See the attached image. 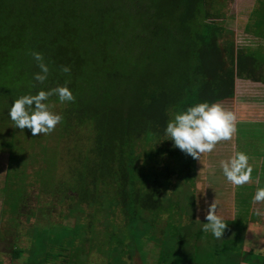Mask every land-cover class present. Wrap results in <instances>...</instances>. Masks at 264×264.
<instances>
[{"label":"trees","instance_id":"16d2710c","mask_svg":"<svg viewBox=\"0 0 264 264\" xmlns=\"http://www.w3.org/2000/svg\"><path fill=\"white\" fill-rule=\"evenodd\" d=\"M230 1L0 0V154L8 153L2 215L18 217L26 197L27 167L38 160L28 149L39 147L46 164L36 173L41 191L68 201L65 220L74 222L49 221L46 229L48 223L33 225L27 235L59 231L81 245L72 261L57 264L91 262L80 261L87 251L82 246H98L86 231H105L113 242L110 232L120 234L118 246L130 252L124 253L126 260L108 264H133L136 255L143 264L150 252L157 264H167L171 254L179 257L184 251L176 246H184V234L174 236L171 252L164 233L183 226L186 234L192 232L193 244L201 246L205 235L217 241L216 249L200 247L203 260L198 257L195 264H219L223 256L264 264V254L243 251L248 221L237 226L239 221L223 220V235L230 232L235 238L222 242L202 231L206 220L196 226L197 160L175 148L164 134L175 113L196 103L234 98L237 79L264 83L259 64L255 68L260 55L238 48L234 31L224 25ZM33 52L40 53L49 68L43 84L33 79L40 72ZM62 67L70 71L63 73ZM65 84L72 102L61 103L55 95L47 101L62 117L51 132L55 137L32 136L9 119L14 99ZM52 139L55 147L49 144ZM62 144L69 160L59 176L56 153ZM27 216L30 220L34 214ZM15 217L12 226H19ZM154 237H160L161 244L154 243ZM146 239L152 246H145ZM32 246L29 252L19 242L12 244L10 264L35 251ZM229 246L232 250L224 255L222 249ZM59 249L67 251L62 244ZM115 250L113 245L98 247L110 256ZM144 250L146 254L138 252ZM57 256L61 254L46 250L41 259L48 263ZM172 264L183 262L175 258Z\"/></svg>","mask_w":264,"mask_h":264},{"label":"rangeland","instance_id":"374dc122","mask_svg":"<svg viewBox=\"0 0 264 264\" xmlns=\"http://www.w3.org/2000/svg\"><path fill=\"white\" fill-rule=\"evenodd\" d=\"M235 1L231 0L228 3L227 9H226V19H225V26L229 29V17L230 16V10L232 11V14H237L238 5L234 4ZM230 5H232L230 7ZM252 20L256 21L257 24H254L253 26H250L257 34L260 36H264V11L261 7H257L253 11V16H251ZM252 22V21H251ZM239 30L238 32L242 31V28H232L231 30L234 31L235 37L234 40H236V45L238 48L243 47L245 43H241V39L237 40L236 32L235 30ZM237 32V34H239ZM233 33V34H234ZM263 44H258V48H254L253 46L250 48H244L247 53H252L254 55H260L257 57L259 60L258 62H255V68L258 69L256 66L259 64V66L264 63V42ZM264 65V64H263ZM262 65V67H263ZM261 72V69H259ZM262 73H264V70H262ZM264 76V74H260ZM253 87V86H251ZM249 89L244 88L237 94L235 91V97L224 100L221 102H217L221 104L227 111H231L236 119H235V125H236V133L232 136V138L228 141H220L217 143L216 147L212 152L209 153H203L200 156V159L197 160V173H196V218L199 220L198 223H196V226L198 224H202L200 221H203L205 219V216L207 215L208 208L212 205L215 209V212L218 216H220L223 220H233V216L236 213V210L234 209L235 206V196L233 194L234 189L230 187L223 177L222 170L220 168V161L226 160L228 157L234 155L236 151H242L246 153L249 157V164L251 165L253 171H252V178L248 184V186H254L260 182H263V174H264V136L262 140H254L256 134L253 136L247 137V140L243 138V133L241 132H247V131H255L258 133V135L262 134V120L264 118V99L262 98L263 93L259 95V91L255 93L254 90L248 91ZM52 111V109H51ZM249 128V130L245 131V129ZM51 134V133H49ZM38 135H44V134H37ZM51 138L55 135V133H52ZM49 144L53 147H55V144L53 142V139L49 141ZM35 148H29L28 151L30 153H37V163L29 165L27 167L26 172V179L24 182V186H26V197L25 200L22 202V206L19 208V215L18 217L12 216L10 212H6L4 216L2 215V193L1 190L5 187V181H6V174H7V167H8V153L0 154V236H3L5 239L3 241H0V259L3 261V264H10L11 258L9 255V251L11 249V245H17L19 242V245L21 248H29L31 244L33 243L32 248L34 247L35 251L28 254L26 252L25 254H22L21 258L18 261L13 260L14 264H35L32 261V257H35L36 261H38V264H57L60 262L65 261H72L71 258L72 255L76 252V249L78 246H81L80 243L76 242V244H72L70 240H66L60 234L59 231H31V234L28 236L27 233L31 229L33 225H41V224H49V221L53 222H64V223H70L74 222L73 218H68L65 220V215L68 214V209L70 207V204L68 205V201H62L59 197H54L51 194H45L41 191L42 184L40 181H38V176L36 175L37 171L40 169H43L46 164L42 162L43 155L40 153L39 147L38 149ZM64 150V145L62 144L60 150H58V153H56V157L58 158L56 161L55 168H58L57 174L59 176H63V171H66V162L69 160L66 157ZM62 161L63 164H60ZM65 162V163H64ZM55 163V161H54ZM258 173H261L260 179L256 177ZM263 173V174H262ZM173 184L177 181V176L172 177ZM205 181V184L203 182ZM173 188L169 189V192H171ZM184 201V207H188L189 200L186 198ZM247 205V204H246ZM250 205V204H249ZM4 207L7 209L8 206L4 205ZM251 208V207H250ZM249 207L242 208V210L250 211ZM255 210L254 214H252V217H254L253 222L256 221L257 216L264 217V203H254L252 206ZM190 209V207H189ZM263 211L262 212L260 211ZM32 212L34 216L30 219H28L27 213ZM240 216H248L249 213L242 214L240 212ZM15 217L17 219V222L19 226H12L11 218ZM186 216L184 215L183 218ZM185 220V219H184ZM238 223H233L230 221L231 224L234 225H243L246 224V220H237ZM191 223V222H190ZM189 223V224H190ZM182 224V223H181ZM50 224L45 226L44 229L49 228ZM235 229L234 227H232ZM178 229H174L173 231H165V235H168L166 238V241L169 242L171 247V243L175 240L174 236H177L181 232V234H184V246L176 245L177 251H179L182 247L184 248V251L180 250L182 255L188 256L190 260H192L193 264L196 263V259L199 257L200 260H203L204 251L200 247H203L204 249H207L206 247L209 246L210 249L213 250L217 248V241L213 240L212 237H209L208 235H205V238H203V242H199V245L192 243V232L187 233L184 226L180 229V231H177ZM184 231V233H183ZM231 231V230H230ZM234 231V230H233ZM88 233L92 234V237L95 238L96 243L98 246H96L95 249H90L89 245L82 246L84 249H86V255H82L80 257V261H88L89 264H108V262H114L118 261H124L126 259L123 258L124 253L128 255V251L130 252L128 247H124V245H119V239H122L121 236L118 235L116 231H111L110 234H112L114 240L116 242L110 241V238L105 235V231H86ZM158 232V231H157ZM161 234V233H159ZM163 234V233H162ZM164 234L162 235V238L164 237ZM234 233H226L225 235H222L220 242L222 240H230ZM187 235L189 237H187ZM20 236V240L14 242V238ZM111 238V239H113ZM124 238V237H123ZM155 241L161 244V238L160 237H154ZM235 238V237H234ZM2 239V238H0ZM192 240V241H191ZM206 241V243H205ZM118 242V244H117ZM171 242V243H170ZM209 242V243H208ZM66 243L67 245H64ZM233 243V240L230 242V245ZM236 243V242H235ZM60 244H62L64 249H67L66 252H62L59 249ZM144 244L146 247L152 246V242L149 240H145ZM113 245L116 247V250L113 254L106 255L103 252L98 251V247L103 246H109ZM222 243L220 246H223ZM155 246H157L155 244ZM233 246L224 247L222 249V253L225 255L226 252L231 251ZM156 248V247H155ZM200 248V249H199ZM196 249L198 250V253L196 254ZM48 251L55 256L56 254H61V256H57V260L51 259L48 263L45 261H42V253L45 251ZM27 251L30 252L28 249ZM176 251V252H177ZM139 253L146 254V251H138ZM172 252V247H171ZM64 254V255H63ZM141 256V255H140ZM136 260L138 259V256L136 255ZM178 256L172 257V254L168 261H166L167 264H172L174 259ZM147 259V258H146ZM74 261V260H73ZM77 261V260H75ZM86 264V263H83ZM124 264H130L124 263ZM143 264H157V257H154L151 252L149 254V257L147 261H144Z\"/></svg>","mask_w":264,"mask_h":264},{"label":"clouds","instance_id":"9594fccd","mask_svg":"<svg viewBox=\"0 0 264 264\" xmlns=\"http://www.w3.org/2000/svg\"><path fill=\"white\" fill-rule=\"evenodd\" d=\"M32 57L40 69L33 79L43 84L47 80L49 68L43 63L40 53L33 52ZM61 71L68 73L70 69L62 67ZM53 95L58 97L61 103L74 100L67 84L47 91H37L35 95H22L12 101L8 110L9 119L16 128L29 129L32 136L51 133L62 119L59 114L50 110L47 103ZM235 119V115L219 103L200 102L175 113L167 122L164 134L175 148L199 160L201 154L212 152L218 142L232 138L237 131ZM220 168L225 180L236 187L249 183L252 178L253 169L249 164V157L242 151H236L226 160H221ZM252 201L264 202V186L256 188ZM205 219L207 222L203 223L202 231L221 239L227 225L216 214L212 205L208 208Z\"/></svg>","mask_w":264,"mask_h":264},{"label":"crops","instance_id":"0c3cea01","mask_svg":"<svg viewBox=\"0 0 264 264\" xmlns=\"http://www.w3.org/2000/svg\"><path fill=\"white\" fill-rule=\"evenodd\" d=\"M234 1H235L234 4L238 5L239 7L237 9L236 15L232 14L231 13L232 11L230 10V16H228L230 28L231 29L232 28H238V29L242 28L241 32H238L239 30H235V29L234 30L236 32L237 40L241 39V43H245L243 45L244 48H250L252 46L254 48H258V44H263L262 41L264 42V36H260L252 28H250V26L257 24L256 21L252 20L251 16H253V11L257 7H261L262 10L264 11V0H234ZM231 6L232 5H230V7ZM237 32L239 34H237ZM259 69H261V74H264L262 73V70H264V65H263V68L261 65ZM244 88L246 89L248 88L249 89L248 91L254 90L255 93L259 91L260 92L259 95L263 93L262 98L264 99V83L263 82H254L252 80H247V79H237L236 80L237 94H239V92H241V90H243ZM260 121L262 122V129H263L262 134L258 135V133L253 130L247 131L249 130V128L246 127L245 131L247 132H241L243 133V138L245 140H247V137L253 136L254 134H256L254 135L255 136L254 140L263 139L264 118ZM260 175L261 173H258L256 177L260 179ZM262 178H263V182L259 181V183L255 185V187L248 186V184H245L240 187H236V186H233L232 184H228L230 187L234 189L233 191V194L235 196V204H234L235 208L234 209L236 210V213L233 216V220H225V221H231V222H234L237 220L248 221L247 230H246V234L244 237L242 248L244 252H253L254 255L264 254V217H261V216L259 217L258 215H256L257 218L255 219L257 220L254 222H253L254 217H252V214H254L255 212L254 208L252 211V206L254 205V202L252 201V196L254 195L257 187L264 186V174ZM203 184H205V181L203 182ZM245 207H249V208L251 207L250 211L248 212V211L242 210V208H245ZM240 212H242V214L249 213V215L241 217ZM260 212H262L263 214L262 210ZM203 220H206V219H203ZM176 259L177 260L180 259V261L183 262V264H193L192 260H190L188 256H185L182 254H180V256L177 257ZM251 260H254V258H251ZM133 264H141V262L139 261V259H137ZM219 264H253V262L249 261V263H247V262L240 261L238 259L228 258V257L223 256L220 258Z\"/></svg>","mask_w":264,"mask_h":264}]
</instances>
